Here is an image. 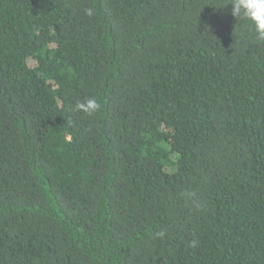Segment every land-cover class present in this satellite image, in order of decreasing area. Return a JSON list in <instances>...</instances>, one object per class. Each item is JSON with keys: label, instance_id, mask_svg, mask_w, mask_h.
Returning a JSON list of instances; mask_svg holds the SVG:
<instances>
[{"label": "trees", "instance_id": "obj_1", "mask_svg": "<svg viewBox=\"0 0 264 264\" xmlns=\"http://www.w3.org/2000/svg\"><path fill=\"white\" fill-rule=\"evenodd\" d=\"M226 2L0 0V264H264V40Z\"/></svg>", "mask_w": 264, "mask_h": 264}, {"label": "clouds", "instance_id": "obj_2", "mask_svg": "<svg viewBox=\"0 0 264 264\" xmlns=\"http://www.w3.org/2000/svg\"><path fill=\"white\" fill-rule=\"evenodd\" d=\"M227 3L232 6V15L237 19L246 20L256 37L264 40V0H227L224 4ZM84 14L91 17L94 15V9L86 8ZM75 107L76 110L91 115L99 111L101 105L95 97H87L78 101ZM163 235V232L157 233V236Z\"/></svg>", "mask_w": 264, "mask_h": 264}]
</instances>
